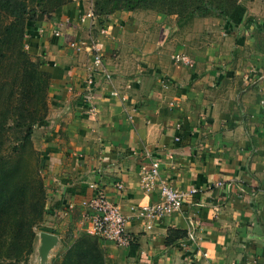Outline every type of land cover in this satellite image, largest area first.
I'll return each mask as SVG.
<instances>
[{
    "label": "crops",
    "instance_id": "0c3cea01",
    "mask_svg": "<svg viewBox=\"0 0 264 264\" xmlns=\"http://www.w3.org/2000/svg\"><path fill=\"white\" fill-rule=\"evenodd\" d=\"M91 9L74 0L36 20L26 39L52 81L34 131L50 224L72 227L75 237L76 227L90 232L81 203L97 183L136 237L129 247L102 240L106 264H264V74L214 66L207 54L196 66L177 64L152 47L131 11L82 21ZM154 159L162 179L185 195L180 211L148 228L134 208L159 200L157 183L145 186ZM69 203L75 207L63 213Z\"/></svg>",
    "mask_w": 264,
    "mask_h": 264
},
{
    "label": "rangeland",
    "instance_id": "374dc122",
    "mask_svg": "<svg viewBox=\"0 0 264 264\" xmlns=\"http://www.w3.org/2000/svg\"><path fill=\"white\" fill-rule=\"evenodd\" d=\"M73 1L71 0L65 5ZM85 1L89 3V8L92 7L98 15L110 12L115 3L112 2L113 0H100L101 5L105 7L104 9L96 5V0ZM108 1H110L109 4H107ZM46 2L49 4L48 0H34L28 3L31 8L35 6L44 8ZM208 4H212L213 8H207ZM54 11L56 9L47 13L38 12L33 15V18L50 17ZM201 11L208 12L205 15H200ZM225 12L228 14L226 15ZM32 14L33 11L27 17H31ZM130 16L133 19L142 21L141 25H138L142 28L141 32L144 33L145 37L148 36L153 40L154 46L152 47H155V50L162 51L161 54L166 51L169 60H174V54L177 50L185 51L192 58H195L196 66L197 57L207 54L212 58L214 66L226 62L227 65L239 66L247 72L257 69L258 73L264 74V0H148L147 4L131 11ZM4 21L5 23L0 27V57L1 53L6 54L8 67L6 71L1 72L0 77H11V73L12 77L9 79V83L4 86L6 98L4 97L3 103L1 98L0 102V151L5 155L17 154L19 151L18 154H23L28 161L31 160L41 164L42 154L38 150L34 137L38 122L33 126L31 137H25L27 127L18 123V120L21 119V112L17 111V107L22 100V84L24 81L13 75L15 66L17 67L20 64L22 68H25L24 66L33 68L29 64L30 62L29 65L27 64V61L31 60L38 63L40 59L29 54L28 57L20 55L18 61L14 55L15 51L13 52L16 47L20 46L24 50L27 49L21 38L27 19L20 20L6 16L3 19L1 16L0 23ZM162 23H165L164 27ZM167 26L168 28H166ZM162 27L163 33L161 34L160 29ZM7 30L10 31L7 32ZM158 33L160 34L159 38L157 37ZM210 46L219 47L221 50L219 48L215 50ZM209 49H212V53L208 51ZM216 51H219L222 56L218 58ZM39 174L43 180L42 172L39 171ZM48 213L44 207L34 226L35 237L33 250L28 257L29 264L61 262L76 237L85 233L94 235L88 232L84 226L83 228L76 227V237L72 234L74 233L72 227L70 228L68 225L59 230V226H56V228L55 225L50 224L53 219L48 217ZM43 231L60 234L59 241L50 250L47 257H43L40 249V234ZM94 237L98 238L95 235ZM98 240L100 243L103 239L98 238Z\"/></svg>",
    "mask_w": 264,
    "mask_h": 264
},
{
    "label": "trees",
    "instance_id": "16d2710c",
    "mask_svg": "<svg viewBox=\"0 0 264 264\" xmlns=\"http://www.w3.org/2000/svg\"><path fill=\"white\" fill-rule=\"evenodd\" d=\"M29 1L34 0H0V18L2 16L4 19L6 16L13 19H27L23 35H21L25 46L27 45V34L30 33L34 22L43 19H35L33 15L38 12H51L55 9L57 11L71 0H48L49 4L46 2L44 8H37L36 6L31 8ZM147 1L113 0L112 2L115 3L110 12L99 15L95 13V15L107 17L118 10L133 11L139 6L147 4ZM109 3L110 1L107 2V4ZM96 5L105 9L100 0H96ZM211 5L208 4L207 8H213ZM224 10L226 11V9ZM31 11H33L32 16L27 17L31 14ZM207 12L201 11L200 15H205ZM225 14L228 13L225 12ZM4 23L5 21L0 23V27ZM9 31L7 30V32ZM14 51L15 54H13L18 61L20 55L28 57L31 54L28 49L24 50L21 46L16 47ZM7 60L6 54L1 53L0 74L7 70ZM28 63L33 68L28 66L22 68L19 64L17 67L15 66L13 75L24 81L22 84V100L17 107V111L21 112V119L17 122L26 125L27 134L25 137L30 138L33 126L42 121L47 115L48 95L52 81L50 74L42 70L41 60L38 63L29 60ZM11 77H0V102L2 98V103L5 97L4 86L9 83ZM18 153L19 151L17 154L5 155L0 151V264H29L28 257L33 250L35 237L34 226L40 214H42L43 208L45 207L48 211L46 191L44 195V183L39 174V171L42 172L44 168L43 162L37 164V162L28 161L23 154ZM186 235L187 231L184 230L181 236L185 237ZM98 238L90 233L76 237L67 249L63 260L54 264H106L105 253ZM167 242L170 243L171 240L168 238Z\"/></svg>",
    "mask_w": 264,
    "mask_h": 264
},
{
    "label": "built area",
    "instance_id": "2783aa9c",
    "mask_svg": "<svg viewBox=\"0 0 264 264\" xmlns=\"http://www.w3.org/2000/svg\"><path fill=\"white\" fill-rule=\"evenodd\" d=\"M95 17L96 15L94 9H91L85 17H82V21L86 18L94 19ZM56 34L59 35L60 32L57 31ZM72 45L80 48V43L77 41L73 42ZM92 50L94 51L95 64L97 66H101L103 64L101 47L94 44L92 46ZM174 60L177 64L187 65L190 67L195 64L194 59L190 55L183 52L177 53L174 56ZM94 79V73L92 71L87 80L89 86L94 84ZM176 139L179 140L180 137H177ZM156 183L159 188V200L154 203H148L134 208L138 209L137 213L140 218L147 220L146 223L148 222V228L151 227V221L160 220L168 214L180 211L184 205L185 193L175 189L162 179L160 162L158 159L152 160L151 166L145 176V186L148 189L155 188ZM116 186L120 190L124 188V184L122 182H118ZM90 187L94 189V194L89 198L84 199L81 203L85 208V217L90 223V232L105 241L114 243L118 247L131 246L136 242V237L128 230L130 222L129 216L124 213L121 206L117 202L111 200L107 196L104 189H102L97 183H91ZM190 193H198V189L194 188L190 191ZM74 207V203H69L66 207L67 209H64L62 212L67 214ZM196 237L195 231H191L187 238L188 241H194Z\"/></svg>",
    "mask_w": 264,
    "mask_h": 264
},
{
    "label": "water",
    "instance_id": "95a60500",
    "mask_svg": "<svg viewBox=\"0 0 264 264\" xmlns=\"http://www.w3.org/2000/svg\"><path fill=\"white\" fill-rule=\"evenodd\" d=\"M41 236V253L43 257H47L50 250L57 244L58 236L54 233L43 231Z\"/></svg>",
    "mask_w": 264,
    "mask_h": 264
}]
</instances>
